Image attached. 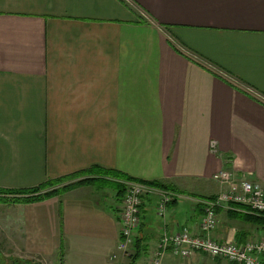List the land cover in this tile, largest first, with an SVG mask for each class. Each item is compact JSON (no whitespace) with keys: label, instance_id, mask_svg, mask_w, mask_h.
<instances>
[{"label":"crops","instance_id":"1","mask_svg":"<svg viewBox=\"0 0 264 264\" xmlns=\"http://www.w3.org/2000/svg\"><path fill=\"white\" fill-rule=\"evenodd\" d=\"M130 1L0 0V188L95 178L40 201L0 202L5 257L138 264L144 253L149 264L161 236L197 230L221 191L242 180L264 191V0ZM221 170L232 184L214 179ZM128 181L169 187L143 197L124 252ZM163 190L175 196L161 218ZM217 214L215 240L264 238L248 207ZM163 264L235 263L167 250Z\"/></svg>","mask_w":264,"mask_h":264},{"label":"built area","instance_id":"2","mask_svg":"<svg viewBox=\"0 0 264 264\" xmlns=\"http://www.w3.org/2000/svg\"><path fill=\"white\" fill-rule=\"evenodd\" d=\"M128 2L129 0H124ZM216 143H212L215 148ZM214 179L220 184H232L233 174L221 170L214 174ZM157 187L138 182L125 183L121 204V218L123 222L119 248L124 252L133 243L134 229L140 224V212L143 197L155 192ZM174 196L171 191L163 190L162 197L157 205V214L164 218L168 204ZM230 203L248 207L251 212L264 215V191L249 180H242L238 186L221 191L216 197L207 200L200 226L197 230L183 228L172 234L164 233L158 243L149 264H163L167 250L181 257H189L194 252H202L213 258L226 259L235 264H260V257L264 256V238L250 239L243 244L236 242H219L212 238L211 232L218 223L217 208L228 206Z\"/></svg>","mask_w":264,"mask_h":264},{"label":"trees","instance_id":"3","mask_svg":"<svg viewBox=\"0 0 264 264\" xmlns=\"http://www.w3.org/2000/svg\"><path fill=\"white\" fill-rule=\"evenodd\" d=\"M95 171L96 170H88L85 172L78 173L77 176L81 175V174L92 173ZM98 171L101 174H112V175H114V173H112L110 171H103V170H98ZM115 175L121 176L118 174H115ZM74 176H76V175H74ZM67 179L68 178L64 177V178L49 180L46 183L42 184L41 186L31 188V189H25V190H10V189L0 188V200L5 201V202L6 201H12V202L40 201V200H43L45 198H49V197H52L54 195L60 194L64 190L69 189V188L73 187L74 185L89 183V182L93 181L95 178H84V179L79 180L77 182L64 184L62 187H59V188H54V189L48 190V191L43 192V193L40 192L41 189H43L47 186H53L55 184L64 183ZM126 179L132 180V178H128V177H126ZM143 183H146V184H149V185H152L155 187H164L166 189L169 187L167 185L163 186V184H161L159 182H143ZM123 191H124V189H123ZM18 195H28V196H18ZM9 197H11V198H9ZM249 219L259 221L262 225L264 224V215H256V214L252 215V214H250Z\"/></svg>","mask_w":264,"mask_h":264},{"label":"rangeland","instance_id":"4","mask_svg":"<svg viewBox=\"0 0 264 264\" xmlns=\"http://www.w3.org/2000/svg\"><path fill=\"white\" fill-rule=\"evenodd\" d=\"M128 2H129V4L131 6H133V4H132V2L130 0ZM141 13L143 14L144 12H141ZM63 185H64V183L55 184L53 186H47V187L41 189L40 192L43 193V192H46V191L51 190V189H54V188L62 187ZM107 188H115V187L113 185L112 186L108 185ZM18 196H28V195H18ZM173 196H175L174 192H173ZM9 198H11V197H9ZM0 202H5V201L0 200ZM6 202H12V201H6ZM139 257L140 258L137 259L138 264L139 263L140 264H143V261L142 260L146 257L145 254L142 253L141 256H139ZM0 264H26V262L24 260H20L19 261L18 259H14V258H11L10 259V256L9 257L8 256L5 257V252L0 249Z\"/></svg>","mask_w":264,"mask_h":264}]
</instances>
